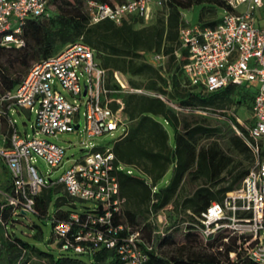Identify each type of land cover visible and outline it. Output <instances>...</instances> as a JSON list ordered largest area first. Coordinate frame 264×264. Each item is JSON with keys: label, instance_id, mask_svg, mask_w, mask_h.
Masks as SVG:
<instances>
[{"label": "built area", "instance_id": "2783aa9c", "mask_svg": "<svg viewBox=\"0 0 264 264\" xmlns=\"http://www.w3.org/2000/svg\"><path fill=\"white\" fill-rule=\"evenodd\" d=\"M50 0H0V44L22 47L21 37L28 20L52 16ZM90 24L105 20L116 25L130 16L150 20L155 0H126L111 5L104 0H82ZM232 9L222 10L213 26L182 25L179 29L180 49L186 51L181 68L190 87L211 93L228 85L254 92L245 120L233 115V131L249 147L253 161L240 185L225 193L220 202H212L184 225H191L204 241L222 235L228 243L234 238L229 259L239 256L256 264H264V26H257L254 12L264 7V0H225ZM161 5L160 0L156 1ZM243 6V9H239ZM181 58V51H174ZM155 61L164 60L154 54ZM145 93L108 72L96 59L95 50L82 39L66 44L52 56L31 65L22 81L5 93L0 102L8 103V121L12 128L10 147L0 145V156L8 170L16 197L7 198L12 214L35 213V196L44 187L61 185L79 207L65 222L53 226L59 251L89 257L94 250L115 249L119 264H144L145 250L151 246L140 232L119 236L112 226V215L121 203L117 170L135 175L132 167L115 164L112 144L95 149H82V154L63 170L57 179L42 176L33 164L35 157L52 169L59 170L70 159L63 146L48 140L59 133L81 131L89 137H100L121 130L126 134L128 121L123 113V95ZM14 109L34 110L32 138L18 132L10 112ZM82 111V113H81ZM196 113L205 114L202 110ZM82 114V115H81ZM78 128H76V126ZM41 134L44 138H38ZM4 141V139H3ZM147 183H150L147 180ZM157 233L164 235L163 230ZM221 249V248H220Z\"/></svg>", "mask_w": 264, "mask_h": 264}, {"label": "trees", "instance_id": "16d2710c", "mask_svg": "<svg viewBox=\"0 0 264 264\" xmlns=\"http://www.w3.org/2000/svg\"><path fill=\"white\" fill-rule=\"evenodd\" d=\"M104 1L115 5L126 0ZM160 2L163 11L153 21L143 24L142 18L130 16L121 25H116L108 20L90 24L82 0H50L51 17L28 20L24 24L21 34L25 41L24 46L0 44V98L22 81L33 63L57 53L58 46L64 47L79 39L95 50L96 59L107 70L109 79L115 71L146 77L147 82L143 87L129 84L145 93L123 95L127 130L124 136L112 142L115 164L121 163L136 171L135 175H128L125 170L114 172L119 186V198L123 202L119 211L112 215V226L122 227L118 231L120 237L140 232L143 241L151 246L150 250L144 249L147 255L144 264H256L239 256L234 261L229 259V253L235 248L234 238L230 237L228 243H225L219 234L204 241L191 225H184L193 215L200 214L212 202H220L226 192L237 188L249 168L240 169L236 166L232 157L222 149L216 139L217 129L212 120L195 111L227 109L234 103L233 97L239 98L249 109L254 92L244 87L228 85L215 92L206 93L197 87H190L184 75V88L173 83L171 90L167 91L168 82L159 68L144 58V54L151 51L154 54H163L182 71L181 66L185 62L182 57L187 53L180 49L178 40L179 29L184 25L181 10H191L199 6L202 10L207 5L220 8L221 11L232 9L225 0ZM201 18L200 13L199 20ZM218 21L219 19L199 25L213 27ZM135 24L142 26L137 29ZM176 50L181 51V58L174 55ZM174 101L189 112L174 111L169 106ZM7 106V102H0V145L6 148L10 147L9 137L12 133ZM222 116L230 126L231 122H235L233 116ZM229 144L252 164L253 156L249 147L236 133L229 138ZM3 167L10 181L5 187L6 197L14 198L16 195L8 170L5 164ZM169 170L171 177L168 183L160 186ZM188 184H194V188L187 194L185 186ZM73 201L61 185L44 187L35 196L33 214L43 223L49 220L53 229L55 224L67 221L71 213H79V207L88 208L82 203L76 205ZM169 204L173 207V213L184 215V220L164 229V235H160L153 217ZM3 206L5 203H0V207ZM6 206L11 208L12 221L14 216L23 214L13 215V206L7 202ZM6 227L0 223V258L3 255L9 260L20 258V264H28L32 256L38 259L34 264H119L115 249H96L87 260L82 255L67 252L56 256L36 248L14 234H4ZM32 228L35 229L34 238L43 236L40 226L33 224ZM53 239L54 235L52 242ZM180 243L192 248L202 247L208 251L190 253L185 258L161 252L164 247ZM55 244L59 248L60 243Z\"/></svg>", "mask_w": 264, "mask_h": 264}, {"label": "rangeland", "instance_id": "374dc122", "mask_svg": "<svg viewBox=\"0 0 264 264\" xmlns=\"http://www.w3.org/2000/svg\"><path fill=\"white\" fill-rule=\"evenodd\" d=\"M156 1L157 0H155V3L152 5V9L150 12V20H148L147 22L144 21L143 24H147L150 21H153L154 18L161 11H163L162 5H157ZM239 9H243V6ZM181 13L184 25L206 24L209 22L217 21L222 16L221 9L211 5H207L206 8L202 10L201 6L194 7L191 10H181ZM200 13L202 15V18L199 20ZM254 17L257 26H264V7H262L261 9H257L254 12ZM141 26L142 24H135V28L137 29ZM62 48L63 46H58L56 51L59 52L60 50H62ZM153 54L154 53H152V51L145 53L144 58L147 59V61H149L150 63H152L155 67L159 68L162 76L168 82L169 87L167 88V91L171 90V86L173 85V83H177L179 85H182L183 87L184 77L181 69L177 68L176 64L172 63V61L169 60L168 56H165L164 60L155 61L153 59ZM122 79L124 81H127L130 85L136 87H143V85L147 82L146 77L131 76L127 73H122ZM233 98L234 103L227 109L218 111L207 110L205 111L204 115L208 116L212 120V123L217 129L216 139L219 141V144L222 149L232 157L236 166L240 169L248 168L250 165V161L246 159L244 155L238 153L235 149H233L229 144V138L235 135V133L232 130L231 126L226 122L225 117L222 116L223 114L229 116L235 115L241 118L242 120L246 119L249 111L246 108L245 103L241 102L237 97ZM169 106L176 112H189L187 109L180 108L177 101L169 103ZM10 115L11 118L14 119L16 128L20 135H22L23 137L27 136L28 138H32L34 135L32 125L34 124L36 116L34 110L30 112L29 110L14 109L10 112ZM120 134V129L114 131L113 133L93 138L87 137L83 133V130L59 133L57 135V139L48 138V140L63 146L66 150V157H68L70 160L66 162L63 167H61L59 170L52 169L46 162L36 157L33 164L38 168V171L42 176L48 178V175H50L49 177L51 179H57L59 175L63 172V170L68 168L71 165L72 161L82 154V149H88L92 146L95 147V149H100L101 147L111 145L112 142ZM36 136L38 138H44V136L41 134H38ZM3 166L4 163L0 156V203H5V206L0 207V223L3 224V226H7L6 228H4L3 233L14 234L16 237L30 243L36 248L42 251L50 252L57 256L61 252L55 244V239H53V242L51 241L53 238V229L49 220H46L45 223H43L33 213L14 216L13 221L10 219L11 208L6 206L7 197L5 194V187L10 183V181H8V175L4 172ZM170 177L171 171L169 170L161 180L160 186L166 185ZM185 188V193L188 194L191 190H193L194 184H188L185 186ZM83 206L89 207L92 206V203L85 202L83 203ZM172 209V205L169 204L153 217L159 229L164 230L172 226L173 224L184 220V215H177L176 213H173ZM50 213H52V210L50 211ZM33 224L40 226L42 229L43 236L39 239L33 237V235L35 234V229L32 228ZM207 251V249L202 247L196 246L195 248H192L190 245H183L181 243L179 245L164 247L161 249V252L166 253L169 256H177L180 258H185L190 253H200ZM82 258L84 260L88 259L87 257ZM19 259L9 260L6 255H3L0 258V264H20ZM37 261L38 259L35 256H32L31 261L28 264H34Z\"/></svg>", "mask_w": 264, "mask_h": 264}, {"label": "water", "instance_id": "95a60500", "mask_svg": "<svg viewBox=\"0 0 264 264\" xmlns=\"http://www.w3.org/2000/svg\"><path fill=\"white\" fill-rule=\"evenodd\" d=\"M79 125L76 126V128H78Z\"/></svg>", "mask_w": 264, "mask_h": 264}, {"label": "crops", "instance_id": "0c3cea01", "mask_svg": "<svg viewBox=\"0 0 264 264\" xmlns=\"http://www.w3.org/2000/svg\"><path fill=\"white\" fill-rule=\"evenodd\" d=\"M127 82V81H126ZM127 84H129L128 82H127ZM248 109V108H247Z\"/></svg>", "mask_w": 264, "mask_h": 264}]
</instances>
